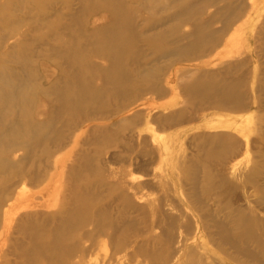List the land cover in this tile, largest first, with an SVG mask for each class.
<instances>
[{"label": "rangeland", "instance_id": "1", "mask_svg": "<svg viewBox=\"0 0 264 264\" xmlns=\"http://www.w3.org/2000/svg\"><path fill=\"white\" fill-rule=\"evenodd\" d=\"M0 264H264V0H0Z\"/></svg>", "mask_w": 264, "mask_h": 264}]
</instances>
